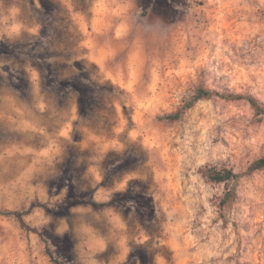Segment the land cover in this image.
Instances as JSON below:
<instances>
[{"label":"rangeland","instance_id":"obj_1","mask_svg":"<svg viewBox=\"0 0 264 264\" xmlns=\"http://www.w3.org/2000/svg\"><path fill=\"white\" fill-rule=\"evenodd\" d=\"M48 1L0 0V264H264V168L202 174L264 156V0Z\"/></svg>","mask_w":264,"mask_h":264},{"label":"trees","instance_id":"obj_2","mask_svg":"<svg viewBox=\"0 0 264 264\" xmlns=\"http://www.w3.org/2000/svg\"><path fill=\"white\" fill-rule=\"evenodd\" d=\"M40 1L45 8L50 9V8L54 7V4L48 0H40ZM43 34H47V27L46 26L43 30ZM9 47L13 48V45L10 46L8 43H3L0 46V51H2V48L11 50ZM14 48H15V46H14ZM53 80H56L62 86H64V85L71 86L76 91H78L80 94L79 95V104H80L81 109H83V107L85 106L84 101L86 98L85 97L86 92L93 88L90 84L81 81V79H79L78 77H75L71 80H63V81L62 80L58 81L57 79H53ZM214 95L223 96V94L220 93L219 91L212 90V89H209V88H206V87L200 85L197 87V89H196L195 93L192 95V97L184 104L182 109H179L175 112H172V113L168 114L167 116L170 119H178V118H180L183 110L191 108L200 99L210 98ZM228 97L231 99L246 98L251 103V105L255 108V110L258 114H264V106L261 105L259 103V101L252 96H243L240 94H236V95L229 94ZM262 168H264V156H261L258 159L254 160L247 167V169L243 172H236L232 167H229V166L206 165L204 167V169L202 170V174L209 181H212L215 183H223V182L228 183L231 180L237 181L243 175L252 173V172L259 170V169H262ZM235 196H236V192H235L234 188L227 191V193L225 194V197L223 198L221 205L224 206V205L230 203V201H232L235 198ZM86 202H93L95 204L97 203V201H95V199L93 197L88 199ZM11 213L15 214L20 219L22 224L27 226L25 223V220L23 218V212L12 211ZM28 228H30V227H28ZM33 230H36V229H33ZM47 252L55 262H57L58 264H63L58 259L55 258L53 251L49 247H47Z\"/></svg>","mask_w":264,"mask_h":264}]
</instances>
